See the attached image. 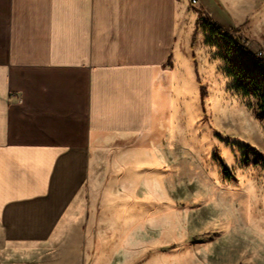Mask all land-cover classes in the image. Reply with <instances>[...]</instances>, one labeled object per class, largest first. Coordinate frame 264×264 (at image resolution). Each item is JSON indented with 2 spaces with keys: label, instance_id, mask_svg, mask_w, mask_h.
Returning <instances> with one entry per match:
<instances>
[{
  "label": "rangeland",
  "instance_id": "1",
  "mask_svg": "<svg viewBox=\"0 0 264 264\" xmlns=\"http://www.w3.org/2000/svg\"><path fill=\"white\" fill-rule=\"evenodd\" d=\"M184 3L180 27L197 42L189 67L176 63L170 107L151 130L98 134L49 242L2 251L1 264H264V123L205 25L264 57V0Z\"/></svg>",
  "mask_w": 264,
  "mask_h": 264
},
{
  "label": "crops",
  "instance_id": "2",
  "mask_svg": "<svg viewBox=\"0 0 264 264\" xmlns=\"http://www.w3.org/2000/svg\"><path fill=\"white\" fill-rule=\"evenodd\" d=\"M184 6L0 0V254L49 242L98 134L151 130L170 107L176 63L188 68L197 42L180 27Z\"/></svg>",
  "mask_w": 264,
  "mask_h": 264
},
{
  "label": "trees",
  "instance_id": "3",
  "mask_svg": "<svg viewBox=\"0 0 264 264\" xmlns=\"http://www.w3.org/2000/svg\"><path fill=\"white\" fill-rule=\"evenodd\" d=\"M205 25L214 36L220 38V56L226 63L228 75L232 77L233 88L255 98V114L264 123V57L252 53L241 44L233 30L221 26L213 19L206 17ZM194 43L195 38L192 47ZM245 150L246 155L250 151H255L257 154L251 146H246ZM258 155V162H264L262 155L259 153Z\"/></svg>",
  "mask_w": 264,
  "mask_h": 264
},
{
  "label": "built area",
  "instance_id": "4",
  "mask_svg": "<svg viewBox=\"0 0 264 264\" xmlns=\"http://www.w3.org/2000/svg\"><path fill=\"white\" fill-rule=\"evenodd\" d=\"M193 4L198 3V0H190Z\"/></svg>",
  "mask_w": 264,
  "mask_h": 264
},
{
  "label": "bare ground",
  "instance_id": "5",
  "mask_svg": "<svg viewBox=\"0 0 264 264\" xmlns=\"http://www.w3.org/2000/svg\"><path fill=\"white\" fill-rule=\"evenodd\" d=\"M30 163V162H29Z\"/></svg>",
  "mask_w": 264,
  "mask_h": 264
}]
</instances>
